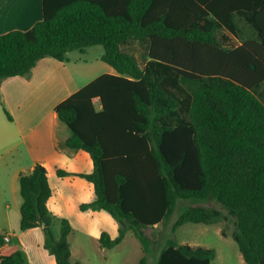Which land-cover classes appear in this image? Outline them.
Wrapping results in <instances>:
<instances>
[{"label": "trees", "instance_id": "1", "mask_svg": "<svg viewBox=\"0 0 264 264\" xmlns=\"http://www.w3.org/2000/svg\"><path fill=\"white\" fill-rule=\"evenodd\" d=\"M43 6L32 29L0 36V92L6 79L29 76L42 59L65 63L73 51L104 48L101 59L117 75H101L55 108L71 131L65 146L87 152L94 164L91 174L76 175L95 194L80 210L107 211L120 225L117 238L101 234L100 247L113 249L132 232L144 253L140 264H147L158 242L145 230L167 225L179 201H191L156 264H211L215 250L181 245L175 234L186 224L221 223L233 224L246 264H264V0ZM132 41L146 50L142 63L126 49ZM19 184L20 230L43 228L56 264H73L69 221L59 219L58 239L52 229L47 169L36 165ZM211 200L220 209L199 205ZM0 264H27L3 235Z\"/></svg>", "mask_w": 264, "mask_h": 264}, {"label": "crops", "instance_id": "2", "mask_svg": "<svg viewBox=\"0 0 264 264\" xmlns=\"http://www.w3.org/2000/svg\"><path fill=\"white\" fill-rule=\"evenodd\" d=\"M49 1L56 5L62 0ZM107 1L114 4L121 3V0ZM43 11V0H0V36L12 31L32 29L43 19ZM230 39L237 46L241 44L232 36ZM138 44L143 51V56H146L145 48L139 42ZM70 65L69 54L68 61L65 63L45 58L38 62L29 76L12 77L2 84L0 92V169L1 167L3 169V181L8 184L11 191H14L13 193H17L18 185L20 192L21 175L29 174L38 164L47 169L48 177L52 168L67 172V176L72 178H79L76 176L78 174H91L94 170L93 160L87 152L70 150L65 146L71 136V131L59 120L55 111L59 103L87 85L79 86L76 83L73 73H77V69L76 66ZM103 68L105 73L101 75H117L108 64L105 63ZM96 105L100 110L101 106L98 101ZM5 110L11 119L6 115ZM42 126L46 127L45 133L40 130ZM29 138L32 142L31 148L22 149L24 145L30 147ZM32 153L37 156L32 157ZM85 170H92V172L87 173ZM52 199L53 195L47 203L51 213H53L50 207ZM22 203L17 200L15 210L7 206L3 212L0 207V213L3 216L0 221V235H3L4 239L6 237L10 239L6 245L13 243L16 229L21 231ZM34 229L44 231L43 228Z\"/></svg>", "mask_w": 264, "mask_h": 264}, {"label": "rangeland", "instance_id": "3", "mask_svg": "<svg viewBox=\"0 0 264 264\" xmlns=\"http://www.w3.org/2000/svg\"><path fill=\"white\" fill-rule=\"evenodd\" d=\"M234 42H236L234 40ZM137 60L142 63L146 56L137 41H132L127 47ZM104 48L93 46L87 49L85 54L79 51L69 53L70 66H76L77 73L74 74L76 83L79 86L86 85L99 75L105 73L102 61ZM3 118L4 115L2 114ZM45 133L46 127L40 129ZM29 146L21 148L28 150L32 146L29 138ZM32 157L37 155L32 153ZM1 164V163H0ZM57 169L50 171V185L53 189V199L50 207L57 217L52 227L55 238L58 239L62 229L59 219L69 221L72 231L70 235L71 262L74 264H140L144 253L139 241L132 233H128L120 245L113 249H102L99 244L100 235L103 232L109 233L113 238H117L120 233L119 223L107 211H81L80 206L85 203L95 201L93 186L82 178H72L69 176L60 177ZM91 173L92 170H85ZM3 169H0V207L4 212L7 206L15 210L17 200L22 203V198L17 186V193H13L3 181ZM193 205L191 201H179L175 213L167 225H159L156 228L146 229V235L157 244L153 246V253L148 257L147 264H156L159 250L165 244L167 238L171 237V227L178 215L182 212V207ZM208 207L220 209V205L214 201L203 204ZM226 213L225 210H223ZM2 221L3 216L0 213ZM234 229L232 223L204 225L186 224L178 228L175 237L179 244L192 247H206L215 250L216 258L211 264H246L239 247L232 239L231 233ZM8 231V230H7ZM226 233L224 237L222 232ZM16 237L11 246H18L24 252L27 264H56L54 257L45 249L46 235L41 229H32L21 232L16 229ZM22 239V240H20Z\"/></svg>", "mask_w": 264, "mask_h": 264}, {"label": "built area", "instance_id": "4", "mask_svg": "<svg viewBox=\"0 0 264 264\" xmlns=\"http://www.w3.org/2000/svg\"><path fill=\"white\" fill-rule=\"evenodd\" d=\"M4 241H5L6 244H8V243L10 242V239H9L8 237H6V238L4 239Z\"/></svg>", "mask_w": 264, "mask_h": 264}]
</instances>
